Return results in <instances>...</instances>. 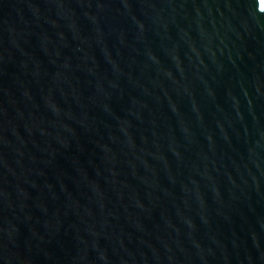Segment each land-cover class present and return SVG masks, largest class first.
I'll use <instances>...</instances> for the list:
<instances>
[{"label":"water","instance_id":"1","mask_svg":"<svg viewBox=\"0 0 264 264\" xmlns=\"http://www.w3.org/2000/svg\"><path fill=\"white\" fill-rule=\"evenodd\" d=\"M0 264H264V0H0Z\"/></svg>","mask_w":264,"mask_h":264}]
</instances>
